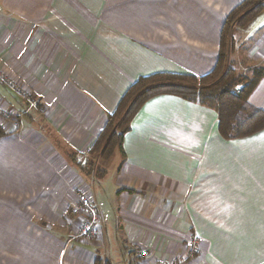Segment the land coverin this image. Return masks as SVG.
I'll return each instance as SVG.
<instances>
[{"label": "crops", "instance_id": "1", "mask_svg": "<svg viewBox=\"0 0 264 264\" xmlns=\"http://www.w3.org/2000/svg\"><path fill=\"white\" fill-rule=\"evenodd\" d=\"M241 1L0 0V72L36 102L17 129L0 116V264H115L116 231L121 264L135 245L144 264L173 261L192 236L201 251L188 264H264V128L225 139L213 108L159 93L133 115L118 167L95 179L68 158L87 155L139 77L210 72ZM258 17L264 6L232 29L237 72L264 66ZM247 101L264 110V76ZM0 106L13 116L25 103L0 83ZM80 194L101 218L90 240L72 239Z\"/></svg>", "mask_w": 264, "mask_h": 264}, {"label": "trees", "instance_id": "2", "mask_svg": "<svg viewBox=\"0 0 264 264\" xmlns=\"http://www.w3.org/2000/svg\"><path fill=\"white\" fill-rule=\"evenodd\" d=\"M264 6V0H243L226 15L220 34L219 54L213 69L196 76L191 73L158 72L139 77L119 99L115 109L81 159L69 156L85 176L101 178L105 167H96L97 159L107 161L115 150H121L123 135L139 107L151 96L172 93L213 108L218 129L225 139L244 137L264 128V110L247 100L257 81L264 76V66L254 67L252 74L237 72L230 66L233 47L232 29L243 26ZM240 86V88H239ZM6 134L0 124V138ZM96 168V175L93 174ZM94 264H110L97 259Z\"/></svg>", "mask_w": 264, "mask_h": 264}, {"label": "built area", "instance_id": "3", "mask_svg": "<svg viewBox=\"0 0 264 264\" xmlns=\"http://www.w3.org/2000/svg\"><path fill=\"white\" fill-rule=\"evenodd\" d=\"M0 83L6 86L9 90L17 93L25 103V108L22 109L18 114L13 115L2 109L0 106V116L5 124H10L11 127L17 129L20 126V118L27 113L30 108H36V102L31 98L30 95L15 81L10 80L4 74L0 72ZM240 88V86H239ZM3 126V125H2ZM4 127V126H3ZM79 201L74 205V211L76 214L81 216L80 227L72 235V239H92L96 233L97 228L100 225V215L96 204L93 202L92 198L85 194H80ZM200 247L198 244V239L196 237H191L189 239V245L187 250L182 253L175 260L170 262L156 261V264H188L194 258L200 254ZM132 263L131 264H144L143 261L150 257V252L148 249L135 245L132 248Z\"/></svg>", "mask_w": 264, "mask_h": 264}, {"label": "rangeland", "instance_id": "4", "mask_svg": "<svg viewBox=\"0 0 264 264\" xmlns=\"http://www.w3.org/2000/svg\"><path fill=\"white\" fill-rule=\"evenodd\" d=\"M263 19H259V17L257 18V20H263ZM241 55H242V53H241ZM239 63H240L239 65L241 66L240 67L241 69H246L247 70L249 68V67L248 68L243 67L245 65V63H243V58H241V57L239 58ZM253 68L254 67H251L250 70L243 71V73L248 74L247 72H249V74H252ZM118 155H119L118 150H115L114 153L111 155V157L107 161H102L100 158L97 159L96 160V163H97L96 167L97 166L98 167H101V166L102 167H106L107 165H111L114 168L118 167L119 166V162H117V161H119L118 160V158H119ZM93 174L96 175V168H95V171L93 172ZM96 184H98V183H95V185ZM111 193L112 192H111V189H110V194ZM117 234H121V233L119 231L114 232V234L112 236V242L115 245L114 244L111 245V251H113L112 253L114 254L115 264H121V254L123 252H126V256H127L128 255V249L122 247V241H121V239L119 238V236Z\"/></svg>", "mask_w": 264, "mask_h": 264}]
</instances>
